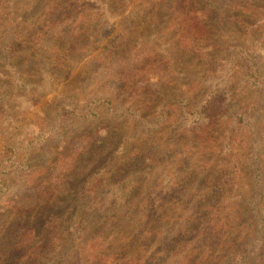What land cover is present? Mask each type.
<instances>
[{"label": "trees", "instance_id": "trees-1", "mask_svg": "<svg viewBox=\"0 0 264 264\" xmlns=\"http://www.w3.org/2000/svg\"><path fill=\"white\" fill-rule=\"evenodd\" d=\"M261 1L145 2L142 13L152 18L167 9L162 24L171 40L128 43L100 63L96 74L105 73L93 89V75L79 73L78 87L48 99L52 72L69 80L104 35L106 52L124 44L104 33L110 17H122L113 23L122 34L137 21L122 16L116 0H0V113L14 125L10 134L0 131V194L11 189L6 210L13 212L0 223V264H264ZM230 24L259 33L249 48L232 43L211 54ZM184 50L195 62L209 58L208 69L183 84L191 92L169 94L179 73L174 52ZM252 88L256 99L246 106L242 97ZM110 114L125 119L127 137L103 126ZM209 154L216 174L203 162ZM169 164L179 174L165 188L155 170ZM241 177L246 191L237 187ZM102 212L110 213L95 230L93 216ZM240 226L243 234L220 244ZM82 241L94 249L82 252Z\"/></svg>", "mask_w": 264, "mask_h": 264}, {"label": "rangeland", "instance_id": "rangeland-1", "mask_svg": "<svg viewBox=\"0 0 264 264\" xmlns=\"http://www.w3.org/2000/svg\"><path fill=\"white\" fill-rule=\"evenodd\" d=\"M118 3H120V5H122V9L123 14L122 16H125L127 14H131L132 13V17L135 18V20L138 22H136L134 24L136 30H133L131 32L122 34L121 32L119 33L118 27L116 26V24H121L120 19L122 17H117L116 15L110 17L107 21V23L105 24V28H104V33L105 32H113V34L115 35H121L125 42L124 44L120 45V46H116L119 44V42L116 45H113L115 47L118 48H111L110 50H108L106 52L104 45L107 42L106 39V35H104V39L102 41V43L97 47L96 50L92 51L91 55L88 54L87 57H85L84 59H82L81 61H77L76 64L74 66H72V74L71 77L69 78V80L65 79L64 73H62L61 71H55L52 72V74L50 75V77L52 78V85H47L49 86V88L51 89H47L46 92H48V94H50L48 96V99L52 97L53 93L58 92V91H62L67 92V90L70 89H74V87H78V83H79V73L84 74L87 78V80H89V76L93 75L94 79L93 81H89V84L87 85V90L89 89H93V87L96 85V83L100 80V78H102V76H104L105 71H102L103 74H96V70H100L101 65L104 63V60L106 61V59L108 58L109 54H115L118 53L121 49L126 48V45L128 43H130V46L132 44H134L135 42L138 43L139 45H145L146 47H148L149 45H163V43L168 42L169 40H171L170 35H168V33L165 31L164 29V25L162 24V18L164 16V14L166 13V8L163 9V11H160L157 15L156 18H152L150 17V14H144L142 13L144 9H146L147 7L145 5H143L145 2L151 1V0H116ZM261 6L262 8H260V10H258L259 12H261L262 14H264V0L261 1ZM137 9H140V14L137 16L135 14V11ZM152 18V19H151ZM143 20H148L150 23H144ZM116 24H113V23ZM138 24L140 25V27L138 26ZM263 26V27H262ZM259 32L260 31H264V21H262L259 26ZM251 29V28H249ZM248 29V31L246 29H241L240 27H236L233 26L232 24H230L229 26H227L226 30L221 31L222 33H219L217 37H215V39H213V42L218 43V47L216 49H214L213 51H211V54H215L218 56H221L223 54V52L225 51V49L227 48L226 46L228 44H246L249 48L250 44L249 41L251 39V41L253 40V37L257 36V34L259 32H256L254 29L255 27H252V30H254L255 32H252ZM257 29V28H256ZM101 33V34H104ZM256 33V34H255ZM255 34V35H254ZM129 35V37H128ZM260 36V34H259ZM122 38V40H123ZM247 40V41H246ZM132 41V42H130ZM246 41V43H245ZM250 41V42H251ZM46 48V47H45ZM221 50V51H220ZM44 51L45 49H43L40 52L39 57H42L44 55ZM220 51V52H219ZM182 52H186L184 51H175V61L177 63V69L179 70V73H177L176 76V83L173 84V87L170 89L169 94H184V93H188L191 92L192 90L189 89L188 86L183 85L186 82H191L195 80V78L193 77L194 75H197V77L202 74L205 75V72L208 67L204 66L203 63L205 62H210V59L202 56V58H204L203 60H199L197 62L194 61L193 59V55L194 54H186L187 56H184L182 54ZM234 58L237 56L235 54L232 55ZM260 57V56H259ZM207 58V59H206ZM101 63V65H100ZM105 64V63H104ZM85 67V68H83ZM181 70V71H180ZM190 75V76H189ZM174 76V77H175ZM92 77V78H93ZM91 78V79H92ZM50 82V81H49ZM58 90V91H57ZM247 90V89H245ZM249 91L247 93L244 94V96L242 97L246 104V106H251L252 103L255 101L256 99V94L254 89H248ZM59 94V93H58ZM193 96V95H191ZM33 99H37V96H33ZM19 101L21 99H18ZM16 99H14V101H18ZM22 100L24 101V105L26 106V100L22 98ZM194 102V101H193ZM23 105V106H24ZM250 108V107H249ZM5 112V111H4ZM14 114H17V110H13ZM108 112H102V116H107ZM109 118H107L104 121L103 126H105L106 124H110L112 127H115V132L117 133L118 136H116V139H122L125 138L129 135L130 127L126 125L125 119L122 116H118V115H112L110 114V116H108ZM103 121V120H102ZM88 125V124H86ZM14 125L9 122L6 121V118L3 117V114L0 113V131L1 132H5L10 134V132L13 130ZM246 133V130L242 127L237 129L236 134H238L239 136H244ZM38 148H36V151L38 152V156H39V152L40 150H38ZM43 153V151H42ZM207 159H205L203 162H207V166L209 167L208 172L210 174H216L217 170H218V162L215 159V157H211V154H209V156H206ZM199 156L197 155H193L190 160L192 162L193 165H195V163L198 161ZM186 163V165L188 164L186 161H184ZM184 162L182 164H184ZM202 162V163H203ZM179 165H165V166H158L155 170V173L157 174V179H163V184L166 185L165 188L173 185V183L177 180L178 178V174L179 172L177 171ZM187 169H189V166H187ZM220 170V168H219ZM218 170V171H219ZM93 171H97L96 167L91 168L90 170H88V172L84 175L85 177L90 176ZM12 171H10L8 173V175H12L11 173ZM205 174V173H202ZM209 178V177H208ZM11 186H15L16 185H11ZM14 187V188H15ZM239 190H244L246 191L249 188L248 185V181L246 180V178H242L241 177V181L239 182V184L237 185ZM10 191L11 189H7L4 188V191L1 192L0 194V223L3 222L4 220H6L7 216L9 214H12L13 212H11L9 209L8 211L7 209V201L8 198L10 197ZM21 193H23V190L20 191ZM114 192V191H113ZM112 192V193H113ZM230 193V192H228ZM27 195H30V199L33 200V196L32 194H30L29 192L27 193ZM111 196V193L108 195ZM118 199V198H117ZM110 200V199H109ZM30 202V200L28 199L27 203ZM107 205V204H106ZM105 205V206H106ZM6 207V208H4ZM104 207V206H103ZM110 212H102V214H95V218L93 216L92 222H93V226L94 229L96 230V228H98L100 226V223L98 222V220H103L105 217L108 216ZM101 215V218H100ZM2 229V227H0V230ZM245 231V227L244 226H240V227H236V228H232V229H228L221 237L220 240V244H224L227 242V236L229 235H233V236H237L238 234H243ZM109 232V231H107ZM230 238V237H229ZM83 243L80 245V249L85 252H91L94 249V245L95 244H85L84 241H82ZM104 250V249H103ZM152 249H148L147 253L149 251H151ZM146 251V250H145ZM215 255H217V253H219L218 249L215 250ZM144 254V252H143ZM174 260V259H173ZM200 261V260H199ZM211 261H207V264L210 263ZM163 264H171V262L169 263H164L161 262ZM177 264V263H176Z\"/></svg>", "mask_w": 264, "mask_h": 264}]
</instances>
